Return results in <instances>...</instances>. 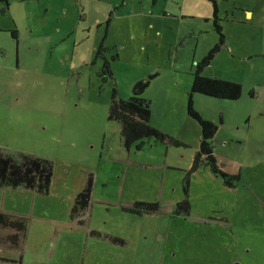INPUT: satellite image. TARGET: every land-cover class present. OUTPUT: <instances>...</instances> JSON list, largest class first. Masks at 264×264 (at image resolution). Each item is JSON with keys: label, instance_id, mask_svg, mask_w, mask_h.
Listing matches in <instances>:
<instances>
[{"label": "rangeland", "instance_id": "rangeland-1", "mask_svg": "<svg viewBox=\"0 0 264 264\" xmlns=\"http://www.w3.org/2000/svg\"><path fill=\"white\" fill-rule=\"evenodd\" d=\"M7 1V9L0 2V11L6 9L0 12V46L11 52L0 53L12 63L18 58L22 62L9 70L8 92L0 93V148L50 160L56 174L68 176L70 188H81L90 174L94 179L91 206L80 217L67 222L26 219L30 229L40 222L36 226L47 225L53 231L42 264L239 260L264 264V0H216L219 24L231 47L220 49L202 76L240 83L242 95L230 101L194 94L192 100L200 115L220 128L214 144L218 161L229 173H239L241 180L237 188L227 189L208 169L193 175V189L199 193L192 192L191 199H196L193 203L200 211L192 206L187 220L171 218L174 203L183 199L184 174L166 167L189 170L197 149L199 134L194 129L199 125L187 117L186 90L190 93L196 63L218 40L212 22L214 4L207 0ZM246 9L253 11L252 21L245 18ZM133 10L142 16L122 18ZM11 29L17 30V44L6 32ZM122 38L128 41L123 50ZM103 39L114 49L108 56L119 55L117 62H111L113 77L105 84L97 75L100 67L89 65ZM135 41L143 44L144 60L133 51ZM24 59L28 67L23 66ZM155 72L159 78L151 80L146 90L148 102L155 105L154 121L193 148L168 149L162 167L149 164L161 160L165 149L133 151L137 160L149 164L129 166L116 159L119 125L108 121L109 98L117 89L127 99L136 82ZM224 139L232 141L224 144ZM136 200L159 202L160 215L137 216L120 209ZM208 216L225 217L226 222H212ZM91 230L121 238L126 245L92 237ZM17 237L20 249L24 238Z\"/></svg>", "mask_w": 264, "mask_h": 264}, {"label": "trees", "instance_id": "trees-1", "mask_svg": "<svg viewBox=\"0 0 264 264\" xmlns=\"http://www.w3.org/2000/svg\"><path fill=\"white\" fill-rule=\"evenodd\" d=\"M5 5H8L7 0ZM214 4L213 18L216 25L215 30L219 36L218 43L210 50L208 55L203 60L195 65L193 76V83L191 84L189 99H187V116L199 124L202 142L199 149L193 158V164L190 173H193L205 164L213 172L214 175L221 178L227 187H234L240 181V174L229 175L228 172L221 169L216 162L213 155L212 140L217 131V126L210 120L203 118L200 112L194 108L193 98L194 94H201L204 96L215 97V99H230L231 101L239 100L242 95V85L239 83H232L229 80H220L202 76L203 69L209 66L210 61L215 53H218L221 43H224L225 36L221 31V24L216 14V1L207 0ZM218 20V22H217ZM109 53L111 48L104 47L102 44L97 47V54ZM111 61L114 62L116 55H111ZM107 65L104 69L105 75L112 76V72ZM158 77L157 72L150 74L145 80L136 82L131 90V96L126 98H119L116 89L112 90L109 98V105L107 111V118L110 122H115L119 126V134L121 143L126 151L134 148L141 150L142 142L154 140L155 144H168L171 148H179L183 145L179 139L170 136L167 133L161 132L151 124V105L145 99L146 90L151 83V80ZM54 165L48 159L35 157L34 155L20 153V151H8L0 148V188L4 189H19L25 191H34L42 196H49L51 184L54 178ZM185 188L187 191L189 179L185 176ZM94 183L92 174L89 175L88 180L84 184L82 190L76 195L71 212L68 216L70 221L75 217H80L89 207L91 199V186ZM188 200L178 202L175 205V215H187L189 211ZM126 211L138 215H148L159 211L158 203H147L135 201L131 207L126 208ZM0 223L5 227H10L17 230L19 235L26 232L28 227L27 220L18 216H9L0 213ZM78 224L84 225L83 222ZM21 233V234H20ZM12 237V242L18 245V235ZM92 237L101 236L113 243H119L121 246L126 245V241L121 238H115L102 235L97 231H90ZM23 236V235H22ZM16 246V245H15ZM18 247V246H17Z\"/></svg>", "mask_w": 264, "mask_h": 264}, {"label": "crops", "instance_id": "crops-1", "mask_svg": "<svg viewBox=\"0 0 264 264\" xmlns=\"http://www.w3.org/2000/svg\"><path fill=\"white\" fill-rule=\"evenodd\" d=\"M216 3H217V1H216ZM216 7H217V10H216L217 17H220V14H219L220 10L218 8V5H216ZM136 16H142V15L139 11L133 10L131 13H127L122 18L132 19V18H135ZM244 16L248 21H252L253 20V11L246 9L244 11ZM233 21H235L237 23V25L239 24L236 20H233ZM212 22H213V28H214V25H216V23H215V20L213 18V11H212ZM217 22H218V20H217ZM218 24H219V22H218ZM214 30H215V28H214ZM221 31L225 36V40H224V43L220 44L218 53L220 52V49H221V51L224 50V46H226V48L231 47L227 42L228 39H227L226 30L223 29L222 26H221ZM216 33H217V31H216ZM217 36H218V34H217ZM139 39L143 40V38H139ZM218 40H219V36H218ZM218 40L216 43H218ZM127 43H128V41L122 38V42L120 43V47H122V50L126 47ZM99 44L97 43V45H99ZM104 44H105V41H104ZM131 44L134 47H136L133 51L135 53H137L139 55V57L142 58V60H144L145 58L141 52V46L143 44L142 43L139 44V41H135L134 43H131ZM215 44H214V46H215ZM97 45L95 46V51H97V48H96ZM113 45H115L114 47L117 48V46L119 44H113ZM105 46H106V44H105ZM107 48H112V47L108 46ZM137 48H140V51ZM112 50L114 51L113 48H112ZM95 51H94V53H95ZM227 51H228V49H227ZM114 54L117 56V59H118L119 55H117L116 52ZM203 59H201V60H203ZM147 64L150 66V62H148ZM164 64H166V62H164ZM209 65H210V63H209ZM155 67H157L156 64L154 65L153 68H155ZM157 74H158V77H157V79H158L160 73H157ZM205 77L215 78L216 76L212 75V76H205ZM111 78H109V79H111ZM216 78L217 79H223V78H219V77H216ZM223 80H226V79H223ZM231 82H235V81H231ZM116 91L118 93V97L122 98V97H120L117 89H116ZM146 93H147V91H146ZM146 93H145V99H147ZM186 95L189 99V91L188 90H186ZM150 105H151V109H152L151 124L152 125L155 124L153 126H156L155 128L160 130L161 132L167 133L169 135L170 134L173 135L174 131L170 132V129H163L164 127L160 123H157L154 121V117H155L154 112H156V109H155V105H153L151 103H150ZM181 105L183 106L182 101H181ZM186 110H187V102H186ZM186 113H187V111H186ZM157 126H160V127H157ZM118 131H119V127H118ZM194 131L199 134V127L196 126ZM172 135H170V136H172ZM121 141L122 140H121L120 134H119V141L118 142H119L120 150H119V154L116 157V159L124 160L126 162V164H128L129 166L139 165L141 167V166L149 164V162L146 163V162H140L139 160H137V157H135L136 156L135 153L136 154H144L147 151L157 152L158 149H159V152L161 149H165L164 155L161 157V160L158 159V162H155L153 160L154 163L149 164V166L150 167L151 166L162 167L163 162L166 163L165 158L168 155V152H169L168 149H170L169 147H166V146L161 145V144H155L153 140H148L145 142V147H143V149L140 152L134 150L133 148L127 152L124 149ZM182 141H184V140H182ZM184 142L186 143V141H184ZM189 145L191 146L190 149L193 148V145H191V144H189ZM171 149H173V148H171ZM174 149H176V148H174ZM133 151L135 152L134 155H132ZM175 166H177V165H175ZM163 172H164V170H163ZM57 180H61V182L58 184V187L54 186V183H56ZM84 184H82L81 188L83 187ZM73 187L70 188L68 176L66 179L65 173H64V178H63V174H56V171H55L53 183L51 184L49 196H42V195L35 193L34 191L1 188L0 189V213H3L5 215H9V216H18V217H21L25 220L30 217L33 219V222H34V219H38V218L41 219V217L48 218L49 220L60 219L62 221L67 222L68 221V214L70 213L69 210H70L72 199L75 198L77 192H79V190L81 189V188L78 189V188H73ZM92 194H93V190H92ZM38 221L39 220L35 221V223ZM27 222H28V220H27ZM28 223L29 224H28L26 232L23 234L20 233L21 235H23V238H24L23 242H21L22 244L23 243L24 244L21 245V243H20V245H21L20 249H17L18 247L12 246V245H17V244L12 242L13 241L12 237H13V235L17 234V230L12 229L10 227H5L2 223H0V264H42V261L45 260L44 259L45 248H46L45 244L48 243L47 240L50 237V234L53 233V231H52V229L47 227V225L36 226L40 222L38 224H35V226L32 229H30V227H31L30 221ZM77 229H80V227H77ZM89 234H90V231H89ZM18 235H19V232H18ZM112 235H114V234H112ZM3 241H4L5 246H3L4 245ZM7 243L11 244V248H10V246H9V248H7ZM35 247H37V248H35Z\"/></svg>", "mask_w": 264, "mask_h": 264}, {"label": "flooded vegetation", "instance_id": "flooded-vegetation-1", "mask_svg": "<svg viewBox=\"0 0 264 264\" xmlns=\"http://www.w3.org/2000/svg\"><path fill=\"white\" fill-rule=\"evenodd\" d=\"M0 2L1 3H3L4 4V6H5V8L7 9V7H8V5L6 6L5 5V1H3V0H0ZM0 7H1V5H0ZM6 9H1V13H5V10ZM0 30H1V28H0ZM12 31H10V30H6V32L10 35V37H11V39H13L14 41H15V44H17V42H18V38H17V35H16V33H17V30L15 31V30H13V29H11ZM1 32V31H0ZM10 32V33H9ZM104 41H105V39H103V41L99 44V45H97V47H99L101 44L104 46V47H108V46H105V44H104ZM18 47V46H17ZM96 47V48H97ZM0 51H9V52H11L9 49H5V48H2L1 46H0ZM111 51H112V48H111ZM14 53H16V55L18 56L19 55V52H14ZM108 54L109 53H102V51H101V53L100 54H97L96 52L94 53V56H93V59L90 61V63H89V65H97V66H99L100 67V69L98 68V71H97V75H98V77L99 78H101V82L102 83H106L107 81H108V79L109 78H111V77H113V74H112V76H107V75H105L106 73H105V71H104V69H105V67L107 66V65H110L109 66V68H110V71L112 72V69H111V56H108ZM117 59V56H116V58H115V60ZM115 60H113V61H115ZM9 62V63H8ZM22 61L20 60V58H18V59H16V63H12V62H10V60H6V59H4V57H3V54L2 53H0V93L4 96V93H6V92H8V83H7V80H6V78H7V76L9 75V70H13L14 69V67H16V68H18L19 67V64L21 63ZM8 63V64H7ZM113 63V62H112ZM29 63H28V61H27V59H24L23 60V66L24 67H28L29 65H28ZM197 64V63H196ZM4 72V73H3ZM105 73V74H104ZM216 78V77H215ZM217 79V78H216ZM4 82H3V81ZM220 80H223V79H220ZM231 81V80H230ZM193 83V82H192ZM232 83H236V82H232ZM100 85V84H99ZM99 88H100V86H99ZM105 88V86L102 88V91H103V89ZM113 90V89H112ZM118 94V93H117ZM131 96V95H130ZM129 96V97H130ZM240 99V98H239ZM223 100H230V99H223ZM231 101V100H230ZM203 117V116H202ZM204 118V117H203ZM191 119V118H190ZM194 121V120H193ZM210 121H212L216 126H217V131H216V134L214 135V138H213V140H212V143L210 144V145H212V149H213V155L215 156V160H216V162L218 163V165H219V167L221 168V169H223L224 171H226V172H228L226 169H225V166L222 164V163H220L219 161H218V157L216 156V154H215V147H214V144H216V137H217V134H218V130L220 129L219 128V126L213 121V120H210ZM196 122V121H195ZM197 123V122H196ZM198 124V123H197ZM220 124H222L223 125V122L220 120ZM199 125V124H198ZM200 127H199V138H198V144H196V151H195V154H196V152L198 151V149H199V145L201 144V140H202V136H201V133H200ZM179 141H181V144L183 145L182 147H180V148H183L184 150H186V149H189L191 146L189 145V144H186L184 141H182V140H179ZM232 140H226V139H224L223 140V142L222 143H224V144H230V142H231ZM145 142L146 141H144V142H142V148H141V150L143 149V147H145ZM161 145H164V146H166V147H169L170 149H171V147L168 145V144H161ZM134 149V148H133ZM131 150V149H130ZM129 150V151H130ZM134 150H136V149H134ZM141 150H136V151H141ZM128 152V151H127ZM195 157V155L193 156V158ZM193 158H192V160H191V164H190V169L189 170H185V169H183L181 166H167L166 168H168V170H180V171H182L183 172V174H184V176H183V188H182V192H183V199H181L180 201H178V202H183L185 199H187L188 200V206H189V211H188V214L187 215H183V214H180V215H175L174 214V211H175V205L178 203V202H175L174 203V205H173V207H174V209L172 210V212H171V214H172V217L171 218H179V217H182L183 218V220H187V219H189V218H191V212H192V206L194 207V209H196L198 212L200 211V208L199 207H197V206H195V204L197 203V202H195V203H193L196 199H194V200H192L191 198H192V196H191V194H192V192H194V193H199V192H197V191H195L193 188H194V185L192 184V181H191V177H193V175H195L196 173H199L201 170H206V169H208L211 173H212V175L215 177V178H219L218 176H216V175H214L213 174V172L209 169V167L208 166H206L205 164H202V165H200V167L199 168H197V170L195 171V172H193V173H190V171H191V168H192V162H193ZM228 174L229 175H234V174H232V173H229L228 172ZM239 174V173H238ZM236 175V174H235ZM185 176H188V179H189V183H188V188H187V191H185L184 190V188H185V181H184V179H185ZM221 181H222V185L224 186V187H227V185H226V183H224V181L221 179V178H219ZM240 180H241V177H240ZM163 181H164V173L162 172L161 173V175H160V182H161V184L163 183ZM210 182H212V181H210ZM213 183V185H216V187H218L219 185H218V183H214V182H212ZM239 183H240V181L238 182V184L236 185V186H234V187H227V189H235V188H237L238 186H239ZM93 185H94V183H93ZM93 185L91 186V199H90V203H89V207L91 206V200H92V190H93ZM84 186V185H83ZM83 188V187H82ZM82 188L79 190V192H77V194H79L80 193V191L82 190ZM1 189V188H0ZM76 194V195H77ZM75 198H76V196H75ZM74 198V199H75ZM74 199H72V202H71V206H70V210H69V212H71V209H72V206H73V203H74ZM137 201V200H136ZM135 201H133L131 204H128L126 207H123L122 205L120 206V209H122V211H124V212H127V213H131V214H134V213H132V212H129V211H126L125 209L126 208H129V207H131V205L134 203ZM137 202H147V203H152V204H154V203H158V205H159V211H157L156 213H154V215H160V213H161V205H160V203L159 202H153L152 200H148V201H137ZM193 203V204H192ZM88 207V208H89ZM70 214V213H69ZM69 214H68V216H69ZM135 215H137V216H142V215H138V214H135ZM146 215V214H145ZM148 215H152V214H148ZM153 216V215H152ZM208 220H211L212 222H221V221H225L226 222V218L225 217H219V218H217L216 220H213V219H211V216H208V218H207ZM185 224L186 223H194L193 221H185L184 222ZM107 235V234H106ZM108 236V235H107ZM178 234H176L175 232H173V235H172V237H175L176 239L178 238ZM116 238V237H115ZM226 264H246L245 262H243V260H239V261H230L229 263H226Z\"/></svg>", "mask_w": 264, "mask_h": 264}]
</instances>
